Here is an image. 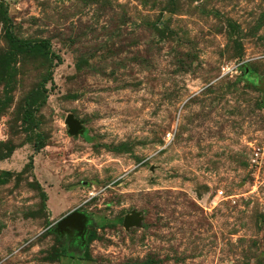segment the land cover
<instances>
[{
	"label": "rangeland",
	"instance_id": "1",
	"mask_svg": "<svg viewBox=\"0 0 264 264\" xmlns=\"http://www.w3.org/2000/svg\"><path fill=\"white\" fill-rule=\"evenodd\" d=\"M0 264H264V0H0Z\"/></svg>",
	"mask_w": 264,
	"mask_h": 264
},
{
	"label": "water",
	"instance_id": "2",
	"mask_svg": "<svg viewBox=\"0 0 264 264\" xmlns=\"http://www.w3.org/2000/svg\"><path fill=\"white\" fill-rule=\"evenodd\" d=\"M66 123L69 127V132L72 135H77L82 131L81 123L74 117L73 114H68ZM137 213L128 214L124 220V226L129 227L135 225L139 220ZM84 221L85 216L80 211H73L65 215L61 220L58 221L57 227L59 230H70V228H77L81 232H84Z\"/></svg>",
	"mask_w": 264,
	"mask_h": 264
},
{
	"label": "trees",
	"instance_id": "3",
	"mask_svg": "<svg viewBox=\"0 0 264 264\" xmlns=\"http://www.w3.org/2000/svg\"><path fill=\"white\" fill-rule=\"evenodd\" d=\"M6 12V11H5ZM3 22L5 24L6 27V34L7 37L9 39V43L11 46V49L13 50V52H28V50L32 51V52H43V47H48V42L45 40H40V41H33V40H22L20 38H18L12 27H11V23H9V16L7 13L3 14ZM45 52V51H44ZM61 61V57L58 56V62ZM244 68V72L246 74H249L250 70L249 67L247 66H242ZM53 81V77H51V79ZM44 145L41 144L40 146H38L36 148V150H39L43 147ZM30 165L33 166V159L30 160ZM45 196V193H44ZM67 253V252H66Z\"/></svg>",
	"mask_w": 264,
	"mask_h": 264
},
{
	"label": "bare ground",
	"instance_id": "4",
	"mask_svg": "<svg viewBox=\"0 0 264 264\" xmlns=\"http://www.w3.org/2000/svg\"><path fill=\"white\" fill-rule=\"evenodd\" d=\"M54 201H55V200H50V203L53 205L52 207H53L54 210H55V207H54V206H55L56 203L54 204Z\"/></svg>",
	"mask_w": 264,
	"mask_h": 264
},
{
	"label": "built area",
	"instance_id": "5",
	"mask_svg": "<svg viewBox=\"0 0 264 264\" xmlns=\"http://www.w3.org/2000/svg\"><path fill=\"white\" fill-rule=\"evenodd\" d=\"M171 133H168V137H170Z\"/></svg>",
	"mask_w": 264,
	"mask_h": 264
}]
</instances>
